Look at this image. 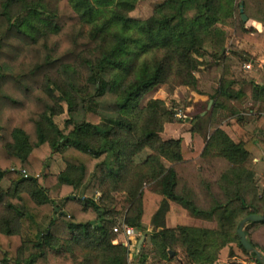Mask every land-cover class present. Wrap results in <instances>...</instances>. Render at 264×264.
I'll return each mask as SVG.
<instances>
[{
    "label": "trees",
    "instance_id": "trees-1",
    "mask_svg": "<svg viewBox=\"0 0 264 264\" xmlns=\"http://www.w3.org/2000/svg\"><path fill=\"white\" fill-rule=\"evenodd\" d=\"M237 1L166 0L140 22L129 15L138 0H0V264H130L122 224L147 237L135 264L150 263L148 241L156 264H196L211 259L214 236L220 247L230 234L261 264L237 230L246 216L264 214V114L239 142L221 126L208 132L198 114L187 144L161 136L174 118L161 99L140 106L171 83L202 93L194 54ZM254 29L243 24L241 37L261 43ZM212 57L221 75L213 112L242 122L233 102L264 103V84L239 77L229 56ZM65 111L60 127L54 117ZM56 155L66 163L59 173L51 171ZM198 157L227 164L217 191L205 184L206 207L179 191L176 165ZM171 202L218 227H168ZM245 230L264 254L254 237L264 221Z\"/></svg>",
    "mask_w": 264,
    "mask_h": 264
},
{
    "label": "rangeland",
    "instance_id": "rangeland-1",
    "mask_svg": "<svg viewBox=\"0 0 264 264\" xmlns=\"http://www.w3.org/2000/svg\"><path fill=\"white\" fill-rule=\"evenodd\" d=\"M165 1L166 0H138L134 9L129 12V15L137 21L144 22L150 19L154 15L156 7ZM237 5V11L234 16L220 19L211 28V34L213 37L212 43H207L204 49H200L194 54L196 58L195 75L200 80L199 87L202 90V93L196 92L187 86H174L173 83H171L166 87H156L155 89L148 92L141 100L140 106L142 107L147 105V103L151 99H161L164 102L162 111L168 110L172 113V116L174 117L172 122L167 121L164 123V128L161 133V136L164 139L184 138L186 140V143L190 144L192 141V119L198 114L206 117L205 121L202 124L203 126L209 127L208 132L210 133L216 127L221 126L222 128L225 127L227 130H229L231 134H234L240 129L239 127H241L243 129L242 134L249 138L253 135V131L255 130V128H257V118L261 114H264V103L261 101L257 105H253L252 102L248 99L234 101L233 104L241 113L242 122H238L236 120L237 117H234L236 119L225 118L222 120L224 115H222L220 111L213 112L214 101L213 99H211L212 95H214L215 90L219 85V72L217 70H213L205 73L203 68L201 67L203 66V64H205L207 68L213 66L215 63H213L214 58L212 56H229L232 60L233 65L236 67V73L239 77H243L248 80H255L254 76L252 75L253 73L251 72L254 69L253 71L256 73L261 70L262 76L264 78V67L260 68L257 64H255V61L258 58H264V22H261L263 27L259 28L251 25L252 22L258 21L257 19H264V0H238ZM242 7L244 13L249 18L247 22H242ZM188 14L189 16H192L194 14V10L189 12ZM243 24H245V27L248 29L255 28L254 34L261 37V43L251 42L241 37ZM145 56H151V54L143 55L142 59L145 58ZM199 56H203V61H200L198 59ZM248 56L251 57L250 60H244L247 59L246 57ZM260 62L262 64L264 63V61L262 60ZM247 64H251V69H248L246 67ZM210 100H212L213 103L209 108ZM63 104L67 108L66 103L63 102ZM66 118L67 111H65L61 115L55 116L54 121L60 127H63ZM236 140H238V137L236 138ZM150 152L151 151L149 149H145L142 153L135 157V159L140 162L146 159ZM166 164L170 165V163L167 161ZM51 165V170L53 172H59L64 168V160L59 155H56ZM226 167L227 164H225L220 174L226 169ZM182 168H184L182 171L186 172L185 167ZM213 174L217 173L214 172ZM220 174H217L214 177L217 179ZM184 185L185 184L183 183V179L181 178L179 191H181L182 189L186 190L187 186L183 187ZM146 186L151 187L153 186V184L147 183ZM197 190L201 194V198H204L205 200L208 199L207 197L205 198L203 182L199 183V188H197ZM115 194L117 195L116 192ZM97 196H101V193H98ZM205 206H207L206 203ZM214 224H217L218 226L217 221H214ZM147 228L148 231L151 230V226H148ZM141 232V237L145 236L143 235L144 230H142ZM141 237L138 239V243ZM254 237L264 245V230L256 232ZM226 238L233 242V246L236 247L239 251V256L243 260H245L247 264H256L250 256H247L242 251L232 234H230ZM212 239L217 241V244H215L217 246L212 245L209 247V250L211 252V255L216 257L219 249L218 245L222 243L223 238L214 236ZM121 240L126 241L122 237ZM146 248V252L148 253V256L150 258L149 262L151 264H156L158 260V254L149 241L147 242ZM137 251L138 250L136 249L135 255H139ZM135 261V256L133 255V258L131 260L129 259V262L130 264H135ZM177 264L181 263L177 262Z\"/></svg>",
    "mask_w": 264,
    "mask_h": 264
},
{
    "label": "crops",
    "instance_id": "crops-1",
    "mask_svg": "<svg viewBox=\"0 0 264 264\" xmlns=\"http://www.w3.org/2000/svg\"><path fill=\"white\" fill-rule=\"evenodd\" d=\"M251 25L255 26L256 28L263 27L262 23L258 22V21L252 22ZM246 58H247V60H250L251 57L248 56ZM198 59L200 61H203V56H201V57L199 56ZM261 60L264 61V58H261V59L258 58L255 61V64H257L260 68L264 67V63L262 64L260 62ZM209 63H211V62H209ZM201 67L203 68L205 73H208V72L213 71V70H217L219 72L218 78H220V76H221L220 75V68L216 67L215 65L211 66L210 68H207L206 65L203 64V66H201ZM234 69L236 70L235 66H234ZM248 69H251V68H248ZM253 70L251 71L253 73L252 75L255 78V80H253V81H255L256 83H259V84H264V78L262 76L261 70L258 71L257 73L254 72ZM203 97H205V96H203ZM234 119H236V118H234ZM239 128L240 129L236 133L231 134L229 132V130H227L224 127V129L227 131V133L236 142L249 140L251 137L247 138L246 136H244V134H242L243 129L241 127H239ZM237 137H238V140H236ZM257 160L258 159H255V161H257ZM225 164H226V162L223 159H208V160H206V159H203L201 157H198L195 160L187 161V162L176 165V169H177L178 174H179V180L181 178L183 179V183L185 184L183 187L187 186L186 187L187 191L191 193L192 198L194 199V201L199 206L206 207L205 203L208 206V201H209L208 199L205 200L204 198H201V194L197 190V188H199V183L203 182L205 198L207 195L206 191H205V188H206L205 184L206 183H211L213 189L215 191H217L219 187L216 184L217 179L214 176H216L217 174H220V172L223 169V167L225 166ZM182 167H185L186 172L182 171L184 169ZM65 168H66V163L64 162V168L62 170H64ZM61 171H59V172H61ZM59 172H56V173H59ZM214 172L217 174H213ZM53 173H55V172H53ZM179 187H180V185H179ZM202 196H203V194H202ZM166 223H167L168 227H174L177 225H186L189 227L207 228V229H215L218 227L217 224H214V221H209V220H205V219H201V218H195V217L190 216L188 214V211L185 208H183L180 204L175 203V202L170 203V210L167 213ZM239 255H240L239 251L237 250L236 247L233 246V242H228V243L219 247L216 257L211 255V259L201 260L197 264H230V263L247 264V262L245 260H243ZM177 262H179V258H176L175 260H171V261L167 262L166 264H177Z\"/></svg>",
    "mask_w": 264,
    "mask_h": 264
},
{
    "label": "water",
    "instance_id": "water-1",
    "mask_svg": "<svg viewBox=\"0 0 264 264\" xmlns=\"http://www.w3.org/2000/svg\"><path fill=\"white\" fill-rule=\"evenodd\" d=\"M241 12H242V20L244 22H247L249 20L248 16L244 13L243 11V7L241 8ZM213 101L210 100L209 102V108L211 107ZM203 115V114H202ZM264 221V214H257V213H253L250 214L248 216H246L241 222L240 225L238 227L237 230V235L242 243V245L245 247V249L249 252V253H255L257 259L260 261L261 264H264V254L263 252H261L260 250H258L249 240L247 232L245 230L247 224L249 222H261ZM155 230V229H154ZM146 241V236H142L139 243H138V247H137V252L138 254L141 252L142 248H143V244ZM170 255L171 257L175 256V252L170 251ZM182 264V263H181Z\"/></svg>",
    "mask_w": 264,
    "mask_h": 264
},
{
    "label": "built area",
    "instance_id": "built-area-1",
    "mask_svg": "<svg viewBox=\"0 0 264 264\" xmlns=\"http://www.w3.org/2000/svg\"><path fill=\"white\" fill-rule=\"evenodd\" d=\"M246 67L251 68V65L247 64ZM115 231L118 232V228H115ZM122 235L126 240L125 243L129 246V259L131 260L138 247V239L141 237L142 232L136 227L129 226L127 224H122Z\"/></svg>",
    "mask_w": 264,
    "mask_h": 264
}]
</instances>
